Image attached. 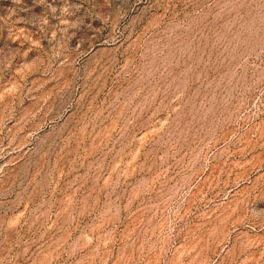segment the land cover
Returning <instances> with one entry per match:
<instances>
[{"label":"rangeland","instance_id":"obj_1","mask_svg":"<svg viewBox=\"0 0 264 264\" xmlns=\"http://www.w3.org/2000/svg\"><path fill=\"white\" fill-rule=\"evenodd\" d=\"M0 264H264V0H0Z\"/></svg>","mask_w":264,"mask_h":264}]
</instances>
